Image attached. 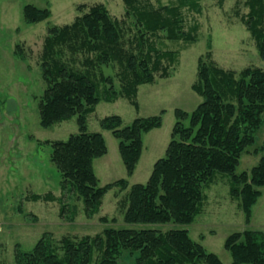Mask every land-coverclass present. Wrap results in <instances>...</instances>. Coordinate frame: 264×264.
<instances>
[{
    "label": "trees",
    "instance_id": "1",
    "mask_svg": "<svg viewBox=\"0 0 264 264\" xmlns=\"http://www.w3.org/2000/svg\"><path fill=\"white\" fill-rule=\"evenodd\" d=\"M122 1L121 18L112 16L103 3H94L71 23L51 26L42 46L45 87L39 101L40 124L50 127L76 116L78 127L66 139L44 143L52 147L50 161L61 174L62 189L76 193L88 217L99 211L109 189H125L127 179L99 185L93 164L107 153V146L101 132L88 130L87 115L101 100L123 97L137 107L139 86L153 83L156 76L168 77L177 62L178 51L159 43L162 33L168 40L195 42L198 30L196 23L186 25L182 9L199 11V0L158 6L152 0ZM247 4L249 12L241 19L264 60V0ZM50 13L48 7L31 3L23 7L26 23L39 22ZM111 64L118 66V86L102 70ZM191 88L201 101L190 112L175 108L165 155L154 162L145 183L130 186L125 225L107 226L92 236L66 235L58 242L44 233L30 250L15 249L16 264H124L125 252L135 256L133 264H223L190 236L188 226L202 212L205 189L218 175L228 178L229 195L238 201L245 222H250L252 206L264 186V142L258 146L264 126V68H224L208 52L198 59ZM163 112L137 116L126 125L118 114L101 118V127L118 140L127 175L133 174L141 157L143 135L162 125ZM251 148L254 153L263 150V155L249 170L237 172L242 155ZM48 197L51 193L31 196ZM65 207L63 202L62 216ZM101 220L108 221L106 216ZM164 225L170 227L163 230ZM224 248L231 264H264V233L259 229L231 232Z\"/></svg>",
    "mask_w": 264,
    "mask_h": 264
},
{
    "label": "rangeland",
    "instance_id": "2",
    "mask_svg": "<svg viewBox=\"0 0 264 264\" xmlns=\"http://www.w3.org/2000/svg\"><path fill=\"white\" fill-rule=\"evenodd\" d=\"M155 6L175 0H152ZM31 3L48 7L50 16L35 23H26L23 7ZM103 3L114 17L121 18L125 11L122 0H0V264H16L15 249L30 250L35 242L49 233L55 242L63 236L95 235L107 226H123L127 194L133 183H145L154 162L165 155L170 133L175 123V108L187 112L201 101L192 88L199 57L211 58L224 68L241 70L247 66L264 68L256 43L242 15H247V0H199L200 10L182 9L186 25H198L195 42L166 39L159 43L166 49L178 51L177 62L168 77L156 76L153 83L139 86L138 106L120 97L113 102L101 100L87 115L89 131L101 132L107 153L95 159L94 171L103 186L117 179H127V187L115 186L102 199L99 211L88 217L82 201L70 188L62 189L61 174L50 161L52 147L46 140L66 139L77 132L76 116L42 127L39 118V101L44 90L41 76L43 40L54 25L71 23L77 15L86 12L90 5ZM129 21V20H128ZM131 21V19H130ZM119 85L116 64L102 67ZM162 114V125L143 135L141 157L132 175H127L118 149V140L110 130L100 125L106 115L118 114L123 125L137 116ZM264 142V126L258 137V146ZM252 149V148H251ZM263 155L253 149L243 154L237 172L249 170ZM205 189L207 198L203 210L188 226L190 236L208 251L216 253L223 264H231V256L224 248L226 237L233 231L245 228L259 229L264 233V186L262 194L252 206L247 224L237 200L229 195L227 177L216 176ZM51 193L52 197L33 199V194ZM65 214H60L62 201ZM75 213L72 217V210ZM108 221H102L101 217ZM115 220L112 221L111 219ZM170 225L161 226L163 230ZM134 255L125 252L124 264H133Z\"/></svg>",
    "mask_w": 264,
    "mask_h": 264
}]
</instances>
